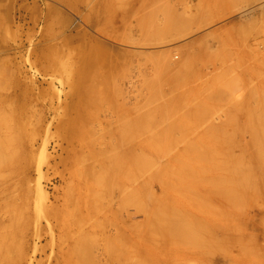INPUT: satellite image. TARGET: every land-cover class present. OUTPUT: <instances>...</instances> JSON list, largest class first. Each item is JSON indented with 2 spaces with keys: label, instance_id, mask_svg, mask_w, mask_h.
Instances as JSON below:
<instances>
[{
  "label": "rangeland",
  "instance_id": "374dc122",
  "mask_svg": "<svg viewBox=\"0 0 264 264\" xmlns=\"http://www.w3.org/2000/svg\"><path fill=\"white\" fill-rule=\"evenodd\" d=\"M261 106L264 0H0V264L204 241Z\"/></svg>",
  "mask_w": 264,
  "mask_h": 264
},
{
  "label": "bare ground",
  "instance_id": "6f19581e",
  "mask_svg": "<svg viewBox=\"0 0 264 264\" xmlns=\"http://www.w3.org/2000/svg\"><path fill=\"white\" fill-rule=\"evenodd\" d=\"M161 53L168 54V52ZM167 57L169 58V56ZM177 61H179V59H177L176 62ZM180 63L181 62H179V64ZM260 108L264 110V106ZM253 125V130L251 129L253 131V141L248 140L246 144L239 146L242 144L241 143L238 145L241 151L235 153L239 152L240 155L237 156L236 154L235 156L233 154L234 156L232 157L236 158L228 161L224 160L226 165H224L225 167L223 166L224 168L221 167L223 164L220 165L221 163L218 162L220 170L216 168V171H218L217 174L216 171L213 172L214 170L212 171L211 168L209 175L213 172V174L218 176V173H220L219 177H222L225 171V176L222 177V180L220 181V179H216L217 177L212 176L208 177L212 179L209 180L206 178L207 181L205 180V184L207 183L205 188L209 187L208 190L206 189L207 192H205L206 195L209 193L208 197L205 196V202L208 207L204 205L206 208L203 211L205 216L204 221L207 223V226H205L208 229L206 230L205 227L207 234L204 236L207 239L205 238L206 240L204 239V241H180L179 243H168L169 241L166 243L162 241L164 243L158 246V251L160 253L162 252L161 255L166 254L165 252L171 249L173 251L175 250L176 253H172L175 255L171 256L170 251L168 256H161L162 261L160 260V263L179 264L180 262V264H182V260L189 262H193L194 260L201 264H264V216L260 220L254 221V216H258L256 212L249 214L251 210H245L246 206V208H249L254 202L256 203L260 198H264L263 112L257 114ZM251 130H249V132ZM4 165H6V161ZM221 169L225 170L221 171ZM220 171L223 172V174ZM207 176L208 175H206V177ZM159 188L162 189L163 185L160 184ZM215 196L216 198H214ZM217 197L219 198L217 200L219 203L215 205L216 200L214 199H217ZM206 200H208V202ZM262 201L263 199L257 203L260 204ZM205 202L204 204H206ZM257 203L256 206H260ZM263 207L264 205L256 208L259 209ZM253 209L254 207L252 210ZM262 211L264 210L260 209L261 213ZM260 212L259 214H261ZM197 230L198 229H196L195 232ZM206 231L204 233H206ZM196 234H194L195 238L197 237ZM172 260H174V262ZM177 260L181 261L177 262ZM189 262H187V264Z\"/></svg>",
  "mask_w": 264,
  "mask_h": 264
}]
</instances>
